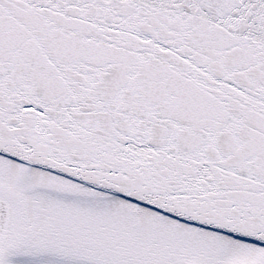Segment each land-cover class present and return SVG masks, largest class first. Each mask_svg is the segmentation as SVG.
Masks as SVG:
<instances>
[{
  "label": "snow or ice",
  "instance_id": "1",
  "mask_svg": "<svg viewBox=\"0 0 264 264\" xmlns=\"http://www.w3.org/2000/svg\"><path fill=\"white\" fill-rule=\"evenodd\" d=\"M0 264H264V0H0Z\"/></svg>",
  "mask_w": 264,
  "mask_h": 264
}]
</instances>
